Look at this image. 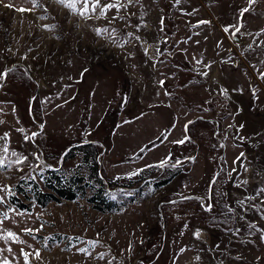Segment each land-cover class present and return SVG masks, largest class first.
<instances>
[{"label":"rangeland","instance_id":"1","mask_svg":"<svg viewBox=\"0 0 264 264\" xmlns=\"http://www.w3.org/2000/svg\"><path fill=\"white\" fill-rule=\"evenodd\" d=\"M105 4L0 0V264H264V0ZM91 140L132 184L36 204Z\"/></svg>","mask_w":264,"mask_h":264},{"label":"trees","instance_id":"2","mask_svg":"<svg viewBox=\"0 0 264 264\" xmlns=\"http://www.w3.org/2000/svg\"><path fill=\"white\" fill-rule=\"evenodd\" d=\"M99 150L100 148L94 140L88 142L82 141L68 146V150H66L63 158L75 156L80 153L81 155L79 161L81 162H78L77 166L78 169L80 168L79 170H84L83 174H79L77 169L64 175V173H60L52 167L48 168V170L46 171L47 175L43 176L45 188L38 189L36 186H34L31 189L34 195V202L36 204H43L45 201L53 200L57 197L63 199L76 197V195H80V193L84 191L83 187L84 183L86 182L84 181L85 177L91 182L96 181L100 186H130L132 184V180L128 178L125 179L123 175L105 178L104 174L101 173L100 168L98 167L99 163L96 158L99 153ZM177 170V168L174 170H170L167 175L163 176L158 180H152V182L155 186H160L162 183L169 180L174 175V173L177 172ZM138 178L144 179V177L141 176ZM101 188L103 187H99L93 197L87 198V201H95V204H98L97 202H105V198L103 197V195H101L103 191ZM96 197L98 198L96 199ZM12 201L15 205L19 206L20 208H25V205H23V203H21L19 200L16 199ZM112 206L113 201H108L105 208H112Z\"/></svg>","mask_w":264,"mask_h":264},{"label":"snow or ice","instance_id":"3","mask_svg":"<svg viewBox=\"0 0 264 264\" xmlns=\"http://www.w3.org/2000/svg\"><path fill=\"white\" fill-rule=\"evenodd\" d=\"M36 0H33V3H35ZM58 3H60L61 5L67 7L70 11L72 12H76L78 13L80 16L85 17V18H89L88 17V13H89V3H91L92 8L91 11L93 13L96 12V9L99 7L101 9L100 14L104 15L106 13V11L110 8L116 7V5L113 4H105V5H101V0H57ZM256 0H249V3H255ZM77 3H82L83 4V8L81 10H78L76 5ZM6 7H11V5H5ZM248 9H243V12H247ZM104 31H107V29H105ZM225 31H227V29H225ZM237 31H239V29H237ZM5 74H0V77H2ZM182 142V141H181ZM8 149L5 147L3 148V152L7 153ZM13 155H15V153H13ZM24 159L26 158H18V160L16 161V163H23ZM162 166V165H161ZM5 167L4 165V157H0V169H3ZM0 191H3V189H0ZM4 202V198L0 197V204H2ZM210 210V209H209ZM7 214H4L3 219H7ZM29 233H31V230H26ZM198 235V234H197ZM7 237L8 238H12V239H16L15 234L12 232H8L7 233ZM8 251H11V249H8ZM80 251H82L85 254H89L87 249H81ZM25 261L27 262L28 260V253H23ZM36 258L39 259V253H36ZM2 264H10V262L7 259H4L2 261Z\"/></svg>","mask_w":264,"mask_h":264},{"label":"crops","instance_id":"4","mask_svg":"<svg viewBox=\"0 0 264 264\" xmlns=\"http://www.w3.org/2000/svg\"><path fill=\"white\" fill-rule=\"evenodd\" d=\"M152 140H154V139H152ZM94 141H95V140H94ZM148 141H150V139H149ZM146 142H147V141H145L144 143H146ZM153 142H154L153 147L156 148V147H157V145H156L157 142H156V141H153ZM144 143H142V144H141L136 150H133V153L136 152V151H138V149L141 148V147L143 146ZM159 143H163V144H165V142H161V141H159ZM157 144H158V143H157ZM167 144H168V146H167V149H168V150H167V151H171V150H172V141L167 142ZM153 147H152V149H153ZM149 148H150V147H149ZM165 150H166V149H165ZM156 151H157V150H156ZM130 154H131V153H130ZM131 156H132V154H131L129 157H131ZM129 157H128V158H129ZM161 158H162V157H161ZM161 158H160V159H161ZM160 159H156V160L153 159V160H151V161H147V162L144 163V164H140L139 166H146L147 163H151V162H154V163H155L156 161H159ZM117 176H120V175H117ZM110 177H114V176H110ZM115 177H116V176H115Z\"/></svg>","mask_w":264,"mask_h":264},{"label":"water","instance_id":"5","mask_svg":"<svg viewBox=\"0 0 264 264\" xmlns=\"http://www.w3.org/2000/svg\"><path fill=\"white\" fill-rule=\"evenodd\" d=\"M7 71H5V73H6ZM4 77H5V75H4ZM2 79H3V77H2ZM97 161H98V159H97ZM99 162V161H98ZM100 163V162H99Z\"/></svg>","mask_w":264,"mask_h":264}]
</instances>
